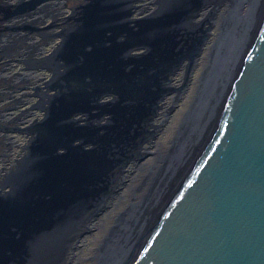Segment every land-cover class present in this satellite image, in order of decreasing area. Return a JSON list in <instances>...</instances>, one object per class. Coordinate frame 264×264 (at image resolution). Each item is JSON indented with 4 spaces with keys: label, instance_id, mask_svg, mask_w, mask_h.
Returning <instances> with one entry per match:
<instances>
[{
    "label": "water",
    "instance_id": "water-1",
    "mask_svg": "<svg viewBox=\"0 0 264 264\" xmlns=\"http://www.w3.org/2000/svg\"><path fill=\"white\" fill-rule=\"evenodd\" d=\"M41 1L0 10L10 18ZM83 1L38 60L51 72L38 87L43 117L25 128V152L0 180V264H72L80 230L161 126L162 102L178 89L172 70L208 36L199 9L221 0H157L141 17L134 0ZM237 1L222 61L187 112L193 134L207 131L203 146L186 165L176 161L181 172L158 214L113 255L117 247L102 244L96 264H264V0ZM161 179L134 225L165 191Z\"/></svg>",
    "mask_w": 264,
    "mask_h": 264
},
{
    "label": "bare ground",
    "instance_id": "bare-ground-1",
    "mask_svg": "<svg viewBox=\"0 0 264 264\" xmlns=\"http://www.w3.org/2000/svg\"><path fill=\"white\" fill-rule=\"evenodd\" d=\"M168 1L163 0L161 4L164 5ZM244 9L243 12H245ZM238 10L239 3L237 0H221L216 5H212L209 2L199 9V15L196 19L200 15L206 14L202 21L209 26L208 36L201 42L200 50L194 51L192 60L186 57L172 70L173 72L170 74L173 78L172 85L178 87V89L165 96L169 100L164 115L160 112L163 115L160 120L162 122L161 126L157 129L155 135L144 141L142 146L143 150H145L144 156L134 158L130 162L122 181L119 180L113 190L106 195L105 204H103L104 209L102 207V212L100 210L101 214L92 216L88 221L89 227H83L80 230L78 237V240H80L79 242L76 241L77 243L75 242L76 248L71 253L77 254V256L73 254L75 257L73 256L72 258V264H96L98 261L94 256L96 251L98 252V248L104 243L107 245L106 252H109L112 247L117 248L112 251L111 255L117 252L118 248L122 246L119 242L124 240H121V237L125 236L129 230L132 231L133 228L138 227L139 224L143 227L145 222L148 223L152 216L158 214L161 210L163 197L165 199L171 187L175 186L176 175L181 172L180 170L177 173L176 161L183 159L186 165L203 146L207 131L204 132V136L198 130L193 134L194 132L192 133L191 129L187 127L190 123L187 121L188 116H191L187 112L199 100V98H196L199 94L198 91L205 93L207 77L210 76L215 68L219 67L222 61L221 59L219 62L222 46L228 32L233 27V25L230 26L231 22L229 21L231 17L236 16ZM40 102L38 103L39 105ZM185 124L187 132L183 136ZM26 129L23 131L30 137V134L25 131ZM28 143L29 139L25 146ZM161 165L160 173L158 170ZM158 174L162 176L161 181L158 180L159 186L161 185V189L163 188L165 191L161 195L157 192L159 197L155 199L153 206L144 215V218L142 220L139 219L140 222L134 225L132 220L133 215H135V208L144 201L145 195L152 187V181L156 176H159ZM70 205L71 203L66 208L70 207ZM117 225H119L118 229L116 228ZM128 236L131 237L130 241L133 242L139 237L131 234ZM76 249L79 252L75 253ZM71 254L68 253L69 256Z\"/></svg>",
    "mask_w": 264,
    "mask_h": 264
},
{
    "label": "flooded vegetation",
    "instance_id": "flooded-vegetation-1",
    "mask_svg": "<svg viewBox=\"0 0 264 264\" xmlns=\"http://www.w3.org/2000/svg\"><path fill=\"white\" fill-rule=\"evenodd\" d=\"M15 1L18 0H0V4ZM82 2L42 0L34 10L10 18H4L0 10V180L25 152L29 135L23 130L43 117V111L37 107L38 87L44 86L51 72L38 60L57 45L63 19ZM133 5L136 6L134 16L141 17L157 7V0H134ZM49 32L56 36L48 37ZM168 100L165 98L162 102L163 115ZM161 114L156 122L163 118Z\"/></svg>",
    "mask_w": 264,
    "mask_h": 264
},
{
    "label": "rangeland",
    "instance_id": "rangeland-1",
    "mask_svg": "<svg viewBox=\"0 0 264 264\" xmlns=\"http://www.w3.org/2000/svg\"><path fill=\"white\" fill-rule=\"evenodd\" d=\"M24 1H31V0H24ZM23 0H18V1H15V4H19V3H23L24 2ZM210 8V7H209ZM205 13L203 14V15H200V17L199 18H197L196 20H199V21H202L203 19H204V17H205ZM201 18V19H200ZM28 24H30L31 25V22L29 21V23ZM33 26V25H32ZM46 38V40H47V36L45 37ZM45 40V41H46ZM47 71H48V69H47ZM48 72H50V71H48ZM38 101V103H39V101H40V98H39V100H37ZM178 110V109H177ZM174 123V122H173ZM78 247H80V246H78ZM78 249H76V251H75V253L76 252H79V250L77 251Z\"/></svg>",
    "mask_w": 264,
    "mask_h": 264
}]
</instances>
